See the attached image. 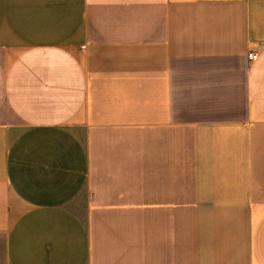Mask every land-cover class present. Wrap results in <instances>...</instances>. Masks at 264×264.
Instances as JSON below:
<instances>
[{
	"label": "crops",
	"instance_id": "crops-1",
	"mask_svg": "<svg viewBox=\"0 0 264 264\" xmlns=\"http://www.w3.org/2000/svg\"><path fill=\"white\" fill-rule=\"evenodd\" d=\"M0 264H264V0H0Z\"/></svg>",
	"mask_w": 264,
	"mask_h": 264
},
{
	"label": "built area",
	"instance_id": "built-area-1",
	"mask_svg": "<svg viewBox=\"0 0 264 264\" xmlns=\"http://www.w3.org/2000/svg\"><path fill=\"white\" fill-rule=\"evenodd\" d=\"M247 57H248L250 60H252V59H255V58H256V54L253 53V52H249V53L247 54Z\"/></svg>",
	"mask_w": 264,
	"mask_h": 264
},
{
	"label": "rangeland",
	"instance_id": "rangeland-1",
	"mask_svg": "<svg viewBox=\"0 0 264 264\" xmlns=\"http://www.w3.org/2000/svg\"><path fill=\"white\" fill-rule=\"evenodd\" d=\"M25 27H26V26L23 24L22 26H19V29H20V28H25Z\"/></svg>",
	"mask_w": 264,
	"mask_h": 264
}]
</instances>
